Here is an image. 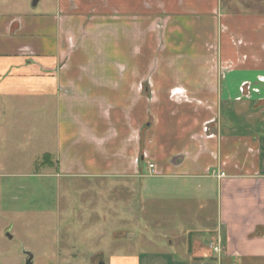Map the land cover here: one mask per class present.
<instances>
[{
	"label": "crops",
	"instance_id": "1",
	"mask_svg": "<svg viewBox=\"0 0 264 264\" xmlns=\"http://www.w3.org/2000/svg\"><path fill=\"white\" fill-rule=\"evenodd\" d=\"M0 1V94L53 104L56 174L129 185L146 216L205 203L212 218L172 234L188 244H174L183 262L264 264V116L252 112L264 12L246 0ZM212 240L221 251L202 249ZM141 254L105 264L180 263Z\"/></svg>",
	"mask_w": 264,
	"mask_h": 264
},
{
	"label": "rangeland",
	"instance_id": "2",
	"mask_svg": "<svg viewBox=\"0 0 264 264\" xmlns=\"http://www.w3.org/2000/svg\"><path fill=\"white\" fill-rule=\"evenodd\" d=\"M228 1L232 5L235 0ZM246 1L252 6L246 11L264 12V0L254 6ZM262 103L252 112L264 116ZM54 132L53 104L28 94H0V264H26L29 255L31 264H98L111 253L127 251L140 256L158 252L186 264L185 254L174 244L182 250L188 244L170 243L172 234L183 224L197 227L191 218H212L213 212L205 213V203L202 215L195 214L201 210L191 202L181 205L183 217L179 211L141 214L134 199L140 195L129 185L56 174ZM180 235L184 241L185 232ZM200 246L212 252L219 243L212 240Z\"/></svg>",
	"mask_w": 264,
	"mask_h": 264
},
{
	"label": "built area",
	"instance_id": "3",
	"mask_svg": "<svg viewBox=\"0 0 264 264\" xmlns=\"http://www.w3.org/2000/svg\"><path fill=\"white\" fill-rule=\"evenodd\" d=\"M149 166L152 168L153 165L152 164H149ZM214 175L216 177H218V178H222V177L225 176V173L223 171H216V172H214ZM213 249L214 250H218V246H213Z\"/></svg>",
	"mask_w": 264,
	"mask_h": 264
},
{
	"label": "water",
	"instance_id": "4",
	"mask_svg": "<svg viewBox=\"0 0 264 264\" xmlns=\"http://www.w3.org/2000/svg\"><path fill=\"white\" fill-rule=\"evenodd\" d=\"M38 0H33V4L35 5L37 3ZM31 255H29V257L26 259V264H31ZM98 264H105L104 262H99Z\"/></svg>",
	"mask_w": 264,
	"mask_h": 264
}]
</instances>
